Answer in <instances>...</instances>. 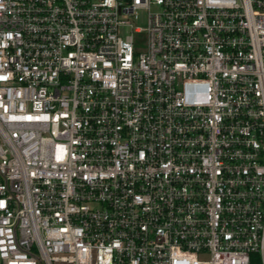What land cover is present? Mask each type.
<instances>
[{"label": "built area", "instance_id": "obj_1", "mask_svg": "<svg viewBox=\"0 0 264 264\" xmlns=\"http://www.w3.org/2000/svg\"><path fill=\"white\" fill-rule=\"evenodd\" d=\"M0 264H264V0H0Z\"/></svg>", "mask_w": 264, "mask_h": 264}, {"label": "rangeland", "instance_id": "obj_2", "mask_svg": "<svg viewBox=\"0 0 264 264\" xmlns=\"http://www.w3.org/2000/svg\"><path fill=\"white\" fill-rule=\"evenodd\" d=\"M138 25L140 27H145L146 26V15L144 13L140 14V20L138 21Z\"/></svg>", "mask_w": 264, "mask_h": 264}]
</instances>
